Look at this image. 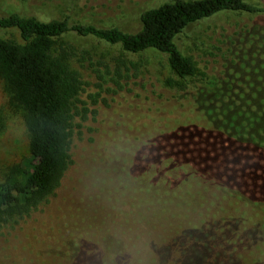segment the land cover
Wrapping results in <instances>:
<instances>
[{"label":"trees","instance_id":"16d2710c","mask_svg":"<svg viewBox=\"0 0 264 264\" xmlns=\"http://www.w3.org/2000/svg\"><path fill=\"white\" fill-rule=\"evenodd\" d=\"M221 12L257 13L264 12V7L246 0H173L144 10L141 27L134 32L119 26L101 27L68 18L45 20L19 12H0V29L17 30L19 33V39L0 34V79L11 104L21 109L30 135V156L9 166L0 181V239L13 234L19 236L22 230L38 224L37 220L42 218L54 198H58L62 180L73 164L71 148L76 119L82 108L90 111L89 106L80 109V105L85 104L80 95L86 81L79 69L73 66V62L84 65L90 56L86 50L78 49L64 38L68 33H76L121 46L114 68L109 64L104 65V70L93 68L100 79L111 80L120 88L123 87V79L141 75V68L146 63L142 54L150 51L163 54L178 77L166 79V85L177 90V94L172 95L173 99L146 88L144 93L136 92L133 101L122 106L126 129L118 131L121 144H117L133 152L134 162L127 168L106 158L109 167L118 171L114 186L121 193L119 212L129 222L118 230L146 237L149 258L153 256L151 258L156 260V264H186L185 254L189 248L200 252L201 247L209 249L208 244L223 239L228 240V244H224L227 250L223 249L224 253L219 251L217 255L223 256L221 261L224 264L254 262L242 259L239 255L242 248L232 241L231 234L239 232L242 243L254 242L264 251V240L259 242L262 235L258 233L261 230L264 234V191L261 189L264 180L261 177L245 180L242 170L234 174L231 160L234 161L237 155L234 145H250L262 154L260 162L264 167V92L258 88L250 94L239 93L237 101L231 95L225 106L202 104L196 96L185 93L190 87L189 79L198 75L199 68L192 56L183 53L178 43V37L186 29ZM127 53L139 58H130ZM94 65L90 62V66ZM180 107H187V110L181 112ZM193 116H201L208 122L203 126L202 135L200 125L195 126L189 121ZM5 123L4 119L0 120V130ZM215 133L218 140L213 136ZM207 134L211 136L208 140L204 138ZM175 140L190 146L193 153L187 146L186 151L178 152L172 145ZM200 141L203 148L198 149L196 146ZM217 159L222 160L221 169L229 163L232 167L223 171V181L219 180L222 182L221 185L219 182L222 187L220 194L227 197L232 206L245 203L260 215L257 222L247 227L245 234L239 229V217L227 220L229 227L219 235L216 229L222 218L226 220L225 215L211 214L206 218L199 210L197 218L190 221L175 208L184 206L180 201L186 191L184 186L191 182L209 183L210 176L221 172H217ZM211 163L212 167L209 166ZM152 168L154 171H148ZM199 187L200 191L210 190L209 187ZM89 200L90 206L109 215L103 206L91 198ZM94 223L98 226L95 220ZM68 228L69 235L57 239L59 251L56 255L65 254L61 247L64 244L69 246L74 240L73 247L77 250L72 254L73 263L82 244H96L75 238L71 218ZM108 233L111 232H101L104 240L101 245L106 248L115 246L113 255H110L112 264H116V256L120 260H131L133 255L134 260L142 261L139 255L143 252L139 255L128 252L124 236ZM193 239H198L199 243L190 242ZM175 245L180 246L179 249L173 248L170 259L164 261L160 246L171 249ZM210 258H205L206 264Z\"/></svg>","mask_w":264,"mask_h":264},{"label":"rangeland","instance_id":"374dc122","mask_svg":"<svg viewBox=\"0 0 264 264\" xmlns=\"http://www.w3.org/2000/svg\"><path fill=\"white\" fill-rule=\"evenodd\" d=\"M169 1L173 0H0V12L2 14L19 12L45 20L68 18L70 21L92 23L101 27L119 26L126 31L134 32L141 27V15L144 10ZM246 1L264 7V0ZM0 34L19 39L17 30L0 29ZM64 38L78 49L86 50L87 56H90L84 65L73 62V66L79 69L86 81L85 89L80 95L85 104H81L80 109L89 106L90 111L82 108L76 119L71 148L73 164L62 180L58 198H54L42 218L37 220L38 224L29 226L26 231L22 230L19 236L13 233L8 237L2 236L0 264H112L110 255H113L112 250L115 246L106 248L101 245L104 243L101 232L104 231L120 237L124 236L125 242H128V252L137 255L143 252L139 255L142 257V261L138 260L139 263L132 255L131 260L127 258L120 260V257L116 256V264H156V260L151 258L153 256L149 258L150 250L145 243L146 237L142 238L118 230L119 227L125 228V224L128 225L129 222L119 212L121 193L114 186V178L118 175V171L109 167L110 163L106 158L109 157L127 168L133 164V152L127 147L118 145L121 144L120 138L117 137L118 131L126 129L122 106L132 102L136 92L144 93L146 88L173 99L172 95L177 94V90L168 87L166 79L178 77L170 69L163 54L150 51L142 54L146 63L141 68V75L137 78L123 79V87L120 88L111 80L100 79L93 70L94 67L104 70L105 64L114 68L115 58H118L122 51L120 45H112L95 36H82L76 33H68ZM178 43L183 53L192 56L199 68L198 75L189 79L190 87L185 93L196 96L202 104L225 106L232 97L237 101L239 93L250 94L252 90L257 91L258 88L259 91L264 92V12L218 13L186 29L178 37ZM127 55L133 59L139 58L131 53ZM98 61L102 63L98 64ZM90 62L96 65L90 66ZM181 94L183 95L184 92L182 91ZM186 110L187 107L179 108L181 112ZM21 115V109L11 104L4 90L3 81L0 79V120L4 119L6 122L0 130V181L9 166L25 161L30 156V135ZM189 121L194 122L195 126L200 125L201 135L203 126L208 125L201 116H193ZM130 122L134 124L132 119ZM129 127L132 129V126ZM217 135L213 134L215 140H218ZM210 137L207 134L204 138L208 140ZM221 137L224 139L222 135ZM172 145L178 152L186 151L185 146H187L193 153L190 146L180 144L178 140ZM196 148H203L201 141ZM224 148L226 149V146ZM233 150L237 152L236 159L231 160L235 169L234 174L242 170L245 180L260 177L264 180V167L260 162L263 156L257 149L250 145H234ZM221 161L217 159L216 164V168L219 169L217 172H221L210 176L211 182L205 181L201 185L191 182L184 186L186 191L180 198L184 206H175V208L190 221L197 218L199 210L206 218L211 214L225 215L226 220L222 218L216 229L219 235L229 227L227 220L232 221L239 217L241 220L239 229L245 234L247 227L257 222L260 215L245 203L232 206L231 201L220 194L223 171L232 168L229 163L221 169ZM209 166L212 167V163ZM153 169L148 171H154ZM251 174H254L253 177ZM199 186L209 187L210 190L200 191ZM261 189L264 191V181ZM89 198L100 207L103 206L109 215L106 216L97 208L90 206ZM70 218L75 238L78 241L88 240L96 244V246L82 244L77 254L78 258L73 263L72 254L77 250L73 247L76 242L74 240L70 241L69 246L64 244L61 247L62 252L65 253L61 255L63 257L56 255V251H59L57 239L69 235ZM94 220L101 228L95 225ZM204 229L206 230L205 227ZM261 232L258 230L263 236L258 238L260 243L264 240V234ZM111 233L108 234L112 235ZM239 236V232L234 231L231 234L232 241L237 243L238 248H242L239 253L242 259L264 264L263 248L254 242L245 245ZM192 241L199 243L198 239L190 242ZM225 243L228 244V240L211 242L208 244L209 249L201 247L200 252L189 248L184 263L206 264L205 258L211 256L209 264H224L221 261L223 256L217 255V252L224 253L223 249L227 250ZM179 247L175 245L170 249L160 246L164 261L170 259L173 248L176 250Z\"/></svg>","mask_w":264,"mask_h":264}]
</instances>
